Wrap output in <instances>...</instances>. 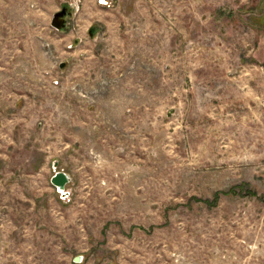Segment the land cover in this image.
Returning <instances> with one entry per match:
<instances>
[{"label": "rangeland", "instance_id": "rangeland-1", "mask_svg": "<svg viewBox=\"0 0 264 264\" xmlns=\"http://www.w3.org/2000/svg\"><path fill=\"white\" fill-rule=\"evenodd\" d=\"M0 264H264V0H0Z\"/></svg>", "mask_w": 264, "mask_h": 264}, {"label": "water", "instance_id": "water-1", "mask_svg": "<svg viewBox=\"0 0 264 264\" xmlns=\"http://www.w3.org/2000/svg\"><path fill=\"white\" fill-rule=\"evenodd\" d=\"M101 2H104V0H100ZM67 13V8L64 6L59 11L55 12L52 16L51 25L57 29H64L66 28V19L65 14ZM68 12L67 14H69ZM67 65V61H62L59 63L60 68H64ZM51 182L56 186L57 190L60 192L61 196H66L67 191L64 189V184L67 181L68 177L63 172H55V174L50 178ZM79 257L75 258V261H78Z\"/></svg>", "mask_w": 264, "mask_h": 264}, {"label": "flooded vegetation", "instance_id": "flooded-vegetation-1", "mask_svg": "<svg viewBox=\"0 0 264 264\" xmlns=\"http://www.w3.org/2000/svg\"><path fill=\"white\" fill-rule=\"evenodd\" d=\"M68 12H69V11H67V13H68ZM67 13L65 14V17L68 15Z\"/></svg>", "mask_w": 264, "mask_h": 264}]
</instances>
